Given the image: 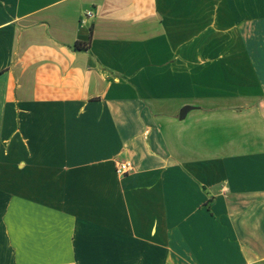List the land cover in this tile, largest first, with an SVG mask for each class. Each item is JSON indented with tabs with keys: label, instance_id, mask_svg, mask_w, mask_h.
<instances>
[{
	"label": "crops",
	"instance_id": "0c3cea01",
	"mask_svg": "<svg viewBox=\"0 0 264 264\" xmlns=\"http://www.w3.org/2000/svg\"><path fill=\"white\" fill-rule=\"evenodd\" d=\"M66 263L264 264V0H0V264Z\"/></svg>",
	"mask_w": 264,
	"mask_h": 264
},
{
	"label": "built area",
	"instance_id": "2783aa9c",
	"mask_svg": "<svg viewBox=\"0 0 264 264\" xmlns=\"http://www.w3.org/2000/svg\"><path fill=\"white\" fill-rule=\"evenodd\" d=\"M87 18H90L93 16L92 10H88L86 12ZM115 165V172L119 176H124L125 174L129 173L133 169V164L131 160L129 159H121V160H116L114 162ZM66 264H72V263H66Z\"/></svg>",
	"mask_w": 264,
	"mask_h": 264
},
{
	"label": "water",
	"instance_id": "95a60500",
	"mask_svg": "<svg viewBox=\"0 0 264 264\" xmlns=\"http://www.w3.org/2000/svg\"><path fill=\"white\" fill-rule=\"evenodd\" d=\"M189 109H190V106H188V105L183 106V107L181 108V110H180V117L183 118V117H184V114H185L186 111L189 110Z\"/></svg>",
	"mask_w": 264,
	"mask_h": 264
},
{
	"label": "trees",
	"instance_id": "16d2710c",
	"mask_svg": "<svg viewBox=\"0 0 264 264\" xmlns=\"http://www.w3.org/2000/svg\"><path fill=\"white\" fill-rule=\"evenodd\" d=\"M77 45V44H76Z\"/></svg>",
	"mask_w": 264,
	"mask_h": 264
}]
</instances>
